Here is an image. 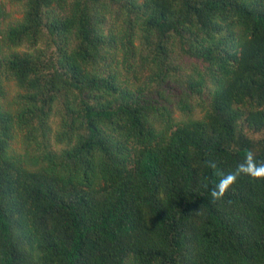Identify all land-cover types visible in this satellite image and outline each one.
<instances>
[{
    "label": "trees",
    "instance_id": "1",
    "mask_svg": "<svg viewBox=\"0 0 264 264\" xmlns=\"http://www.w3.org/2000/svg\"><path fill=\"white\" fill-rule=\"evenodd\" d=\"M17 1L0 264H264V0Z\"/></svg>",
    "mask_w": 264,
    "mask_h": 264
},
{
    "label": "rangeland",
    "instance_id": "2",
    "mask_svg": "<svg viewBox=\"0 0 264 264\" xmlns=\"http://www.w3.org/2000/svg\"><path fill=\"white\" fill-rule=\"evenodd\" d=\"M6 3L7 11L9 12L8 17L6 18L5 24L15 23L16 21L20 20L24 12L22 10V3L17 0H3ZM8 96L12 100L14 96L19 92L18 86L14 83L13 80H6ZM180 111L176 110V115H179ZM22 136L19 138L18 146L20 149L26 152V148L23 146L21 141Z\"/></svg>",
    "mask_w": 264,
    "mask_h": 264
},
{
    "label": "clouds",
    "instance_id": "3",
    "mask_svg": "<svg viewBox=\"0 0 264 264\" xmlns=\"http://www.w3.org/2000/svg\"><path fill=\"white\" fill-rule=\"evenodd\" d=\"M260 171H264V168L258 169L257 174H258ZM223 194H224V187H223L222 184L219 186V188H218L217 190H214V191L212 192V196H213L214 198H219V197L223 196Z\"/></svg>",
    "mask_w": 264,
    "mask_h": 264
}]
</instances>
